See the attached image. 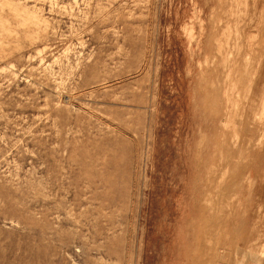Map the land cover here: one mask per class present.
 <instances>
[{"label": "rangeland", "instance_id": "rangeland-1", "mask_svg": "<svg viewBox=\"0 0 264 264\" xmlns=\"http://www.w3.org/2000/svg\"><path fill=\"white\" fill-rule=\"evenodd\" d=\"M0 264H264V0H0Z\"/></svg>", "mask_w": 264, "mask_h": 264}, {"label": "bare ground", "instance_id": "bare-ground-1", "mask_svg": "<svg viewBox=\"0 0 264 264\" xmlns=\"http://www.w3.org/2000/svg\"><path fill=\"white\" fill-rule=\"evenodd\" d=\"M261 21H262V19H261ZM252 244V243H251Z\"/></svg>", "mask_w": 264, "mask_h": 264}]
</instances>
